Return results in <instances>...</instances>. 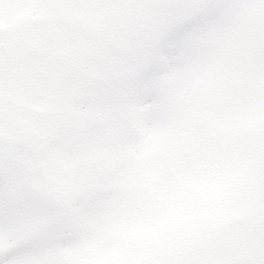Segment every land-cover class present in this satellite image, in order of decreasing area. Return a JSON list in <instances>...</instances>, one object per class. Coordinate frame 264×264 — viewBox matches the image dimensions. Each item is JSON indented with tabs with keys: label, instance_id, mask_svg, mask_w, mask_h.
<instances>
[{
	"label": "snow or ice",
	"instance_id": "1",
	"mask_svg": "<svg viewBox=\"0 0 264 264\" xmlns=\"http://www.w3.org/2000/svg\"><path fill=\"white\" fill-rule=\"evenodd\" d=\"M0 264H264V0H0Z\"/></svg>",
	"mask_w": 264,
	"mask_h": 264
}]
</instances>
